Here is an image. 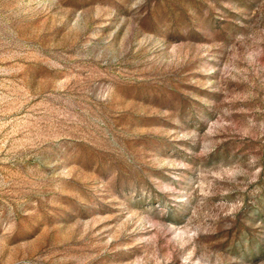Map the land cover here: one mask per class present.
<instances>
[{
	"label": "rangeland",
	"instance_id": "374dc122",
	"mask_svg": "<svg viewBox=\"0 0 264 264\" xmlns=\"http://www.w3.org/2000/svg\"><path fill=\"white\" fill-rule=\"evenodd\" d=\"M0 264H264V0H0Z\"/></svg>",
	"mask_w": 264,
	"mask_h": 264
}]
</instances>
